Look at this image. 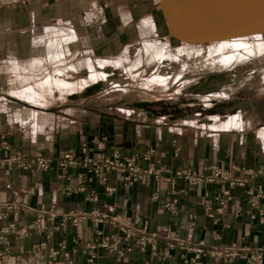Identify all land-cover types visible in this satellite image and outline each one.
I'll return each instance as SVG.
<instances>
[{"label": "crops", "instance_id": "0c3cea01", "mask_svg": "<svg viewBox=\"0 0 264 264\" xmlns=\"http://www.w3.org/2000/svg\"><path fill=\"white\" fill-rule=\"evenodd\" d=\"M158 5V0H0V63L13 83L30 84L29 76L43 72L44 89L63 91L66 88L57 77L74 74L78 60H90L93 54L107 57L132 46L141 21L147 38L140 46L167 43L154 33ZM41 30L45 32L40 36ZM64 32L72 39H64ZM37 36L44 37V49L64 41L60 51L42 52L36 47ZM23 87L19 100L34 104L29 106L37 109L32 114H13L7 104L0 105V254H6L11 264H247L215 252L229 246L264 251V199L251 208L248 195L250 189L264 192V97L248 98L246 108L231 102L230 119L217 120L221 114H216L208 118L214 125L188 120L182 127H169L157 118L148 125L139 117L51 110L56 109L54 103L23 99L22 92L33 90ZM93 139L102 148L96 149ZM83 142L86 155L117 152L135 158L139 168L151 166L159 174L126 187L115 173L101 183L76 165L67 169L68 180L58 178L55 160L62 152L80 155ZM34 152L53 160L49 169L31 165L23 170L3 161L10 155L31 161ZM213 167L231 179L214 178ZM179 170L193 171L202 179L190 182L176 176ZM233 179L241 185L232 184ZM107 187L113 192L108 193ZM222 189L228 190L229 200L217 213L216 197ZM172 201L173 213L167 209ZM20 206L31 211H20ZM206 206L212 216L205 212ZM39 209L55 217L49 221L43 216L42 228L34 231ZM115 218L157 234L155 249L126 239ZM113 237L119 238L118 245H113ZM106 238L108 246H101ZM173 239L185 241L186 247L180 248ZM198 245L203 253L191 261L190 248Z\"/></svg>", "mask_w": 264, "mask_h": 264}, {"label": "rangeland", "instance_id": "374dc122", "mask_svg": "<svg viewBox=\"0 0 264 264\" xmlns=\"http://www.w3.org/2000/svg\"><path fill=\"white\" fill-rule=\"evenodd\" d=\"M93 3L95 2L93 1ZM141 23L143 22L137 23L132 46L121 49L118 53L107 57L93 54L94 57L90 58V60H78L79 66L74 74L57 77L63 83H67L63 84L66 88L63 91L44 89L41 86L43 78L41 74L43 72L39 75L29 76L30 84L13 83L11 76L5 73L4 66L0 63V105L7 104L13 114H18L19 112L25 116L32 114V111L37 109L29 106L34 104L19 100L21 88L27 86L34 89V92L36 91L35 97L37 98L34 99H39V103L43 104L44 101L46 103H54L53 105L56 106V109L52 108L51 110L75 115L87 113L94 116L100 115L112 118L125 117L126 119H131L139 117L148 125L153 123L150 121L157 118L160 119L162 125L182 127L183 121L187 122L188 120H197L201 123L211 122L210 125H214V121L208 120V118L211 116L213 118L216 114H221L220 116L217 115V120H229L234 106L231 101L242 105L248 98L254 96L260 100L263 99L264 80L257 82L254 73L256 72L264 77V36L216 41L206 45H183L166 36L160 16L155 24L154 33L156 37L166 38L167 44L172 50L184 51L182 55L183 61H181L180 66L184 67L186 60L191 61V72L180 74L179 76V68L175 62H169L166 58H159L154 53H152V57L150 56L151 59L144 61L145 63L135 62V54L139 51L143 52V57H145V53L153 52V48L144 49V44L139 45L143 39L147 38L143 33ZM62 35L63 38L69 36L65 32ZM37 37L40 41L37 42L36 47L44 52L43 50H47L46 47L44 49L42 44L44 37ZM161 42H154L153 44L159 45ZM57 43H53L50 47ZM214 43L221 44L222 52L224 51L223 48L228 44L242 43L247 48H251V52L255 54L247 61L223 70L199 71L197 52L209 50V47L213 46ZM259 48H261V51H259ZM228 50L229 52L225 56L231 54L229 48ZM57 51H60V49ZM116 60L128 61V67H125V63L117 66ZM52 77L54 78V76ZM171 77H174L175 80L170 81ZM14 100L21 102V104L12 103L11 101ZM25 100L29 101L30 99ZM141 102L148 104L144 108L137 107ZM214 107H218V109L213 111ZM154 115L155 117L153 118ZM148 116H151L152 119L148 118ZM94 144L96 149L102 148L101 144L95 143V140ZM87 149V144L83 142L79 145V156L71 152H62L55 162L60 161L65 154H70L80 161L84 160V158L96 160L100 156L109 158L116 156L119 160L131 158L121 157L117 152L111 155L99 154L92 157L86 155ZM35 154H39L42 158L48 160L51 166L52 159L38 152L32 153L31 156L33 157ZM75 166L69 165L62 170L66 175L65 180L69 179L67 169ZM7 258L6 254H0V264H11Z\"/></svg>", "mask_w": 264, "mask_h": 264}, {"label": "built area", "instance_id": "2783aa9c", "mask_svg": "<svg viewBox=\"0 0 264 264\" xmlns=\"http://www.w3.org/2000/svg\"><path fill=\"white\" fill-rule=\"evenodd\" d=\"M135 158H127L123 160L117 159V157L109 158V157H103L100 156L98 159H87L84 158V160L80 161L78 159H75L70 154H65L60 159V161L55 162L56 167L59 169V173L57 174L58 178L66 179V175L62 171L66 166L69 165H80L82 168L86 170V172L90 175L89 178L91 180L97 181V182H106L107 175L109 173H115L118 175L121 180L124 183V186L130 187L135 182L142 181L146 182L149 181L152 176H158L159 171L155 170L153 167L149 166L147 169H141L139 168L135 163ZM4 163L7 165H15L18 166L20 169L26 170L29 169L31 165H35L39 169L47 170L50 167L49 161L42 158L39 154H35L31 161L24 160L19 156L16 155H10L7 158H5ZM56 161V160H55ZM213 177L216 179H219L220 181H226L231 179L230 175L228 173H222L218 168L213 167ZM176 176L178 177H184L186 180L190 182H195L202 177L198 176L196 173L190 170H179L176 172ZM80 178V176H79ZM241 185V182L239 180L232 181V184ZM68 191V188L66 189ZM106 191L108 193L113 192V188H106ZM249 195V205L251 208H257L258 207V200L260 198L264 199V192L260 189L257 191L250 189L248 191ZM216 200L219 202L220 207L217 209V213H221L222 206H224L225 202L229 200V192L226 189H222L220 196L216 197ZM174 204L175 201L170 202L167 205V209L170 212H174ZM8 209H15L12 206H7ZM20 211H31L29 207L26 206H20ZM205 212L212 216L211 209L206 206ZM35 220L32 224V229L34 231H39L42 228L41 218L43 216L46 217L49 221L52 220L55 215L51 211H44L42 209L37 210L36 212ZM70 216H64L62 218H69ZM79 219H82V216L78 217ZM115 223L119 225L118 230L121 231L126 239H132L134 240V244L138 247H144L147 244L151 245V248L155 249V239L157 237V234H146L142 230L134 227L130 222H120L119 220L112 219ZM76 220L72 219V223H75ZM174 240V239H173ZM113 245H118L119 238L113 237L111 239ZM175 244L178 245L180 248L186 247L185 241H177L174 240ZM109 239H103L101 241V246H108ZM191 253L194 255L191 261H195L200 257V255L203 253V249L201 245L195 246L190 248ZM215 254L217 256L226 257L228 259H235L238 258L240 260L245 261L247 264H263L264 261V251L262 249H250L248 247H235V246H229V247H222L216 250Z\"/></svg>", "mask_w": 264, "mask_h": 264}, {"label": "water", "instance_id": "95a60500", "mask_svg": "<svg viewBox=\"0 0 264 264\" xmlns=\"http://www.w3.org/2000/svg\"><path fill=\"white\" fill-rule=\"evenodd\" d=\"M158 3L164 33L179 44L206 45L264 36V0H158ZM231 102L238 107V102ZM147 104L141 102L137 107L144 108Z\"/></svg>", "mask_w": 264, "mask_h": 264}, {"label": "bare ground", "instance_id": "6f19581e", "mask_svg": "<svg viewBox=\"0 0 264 264\" xmlns=\"http://www.w3.org/2000/svg\"><path fill=\"white\" fill-rule=\"evenodd\" d=\"M45 31L41 30V31H38L39 35L40 33H44ZM53 32V30H52ZM63 32V31H62ZM54 33V32H53ZM41 36V35H40ZM67 38L66 40H70L72 38H70V36H67L65 37ZM64 38V39H65ZM64 41V40H62ZM143 44L145 42H142ZM152 43V44H151ZM154 41L152 42H148V43H145L144 44V49H147L148 47H151L153 48V53L157 54V56L159 58H166L169 62H175L179 68V71H178V75L180 76V74H184V73H187V72H191V66H190V60H186V65L184 67L180 66L181 65V61H183L182 59V55L184 53V51L180 50V51H174L172 50V48L165 42H161V44L159 45H155L153 44ZM59 44H61V41L57 44H54L52 47H50V45H47L46 50L47 52H56L58 49H59ZM221 44H215L211 47H209V50H205V51H202V52H197L198 54V60H199V66H198V70L199 71H208V70H212V69H218V70H223V69H226V68H229L231 66H234L236 64H239L241 62H244V61H247L248 59L252 58L254 56L255 53H252L251 52V48H247V46L243 45L242 43H239V44H228L226 45L224 49L225 53L222 52L221 50V47H220ZM223 46V44H222ZM228 48L230 49V52L231 54H228L227 56L226 53L229 52ZM226 49V50H225ZM253 49V48H252ZM261 48H259V51ZM254 50V49H253ZM254 52V51H253ZM186 53V52H185ZM143 52L142 51H139L137 53V55L135 56V62H140L143 63L144 61L148 60L147 58L148 57H143ZM152 54V52H149L147 56H151L150 55ZM142 55V57H141ZM230 55V56H229ZM261 56V55H260ZM123 58V56H122ZM143 58V59H142ZM157 58V57H156ZM155 58V59H156ZM174 58V59H173ZM121 59V58H120ZM154 59V60H155ZM262 59V58H261ZM142 60V62H141ZM175 60V61H173ZM132 61V60H131ZM128 62V61H127ZM126 61L124 60H116L115 63L116 65H122L123 63H125V67H128V64H127ZM132 63V62H131ZM145 63V62H144ZM43 64V63H42ZM264 65V63H263ZM42 66V65H41ZM43 68V67H42ZM42 70V69H41ZM140 70V69H139ZM195 71V70H194ZM196 72V71H195ZM177 76V75H176ZM254 77L255 79H257V82H259L260 80H264V77H262L260 74L258 73H254ZM175 80L174 77H171L170 78V81H173ZM256 81V80H255ZM46 82V80H45ZM261 83V82H260ZM64 84V83H63ZM158 84V83H157ZM64 86V85H63ZM62 86V87H63ZM144 87V86H143ZM65 88V86H64ZM32 90V89H31ZM34 90V89H33ZM24 91L22 93L23 95V98L25 99H30V100H36L34 98H37L35 97L36 95V91ZM53 90V89H52ZM40 95V94H39ZM38 95V96H39ZM41 96V95H40ZM38 100V99H37Z\"/></svg>", "mask_w": 264, "mask_h": 264}]
</instances>
